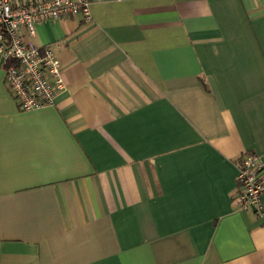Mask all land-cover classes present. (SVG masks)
Segmentation results:
<instances>
[{"label": "crops", "instance_id": "obj_1", "mask_svg": "<svg viewBox=\"0 0 264 264\" xmlns=\"http://www.w3.org/2000/svg\"><path fill=\"white\" fill-rule=\"evenodd\" d=\"M89 11L34 27L51 107L19 111L0 63V264H264V197L240 210L235 183L264 165V0Z\"/></svg>", "mask_w": 264, "mask_h": 264}, {"label": "built area", "instance_id": "obj_2", "mask_svg": "<svg viewBox=\"0 0 264 264\" xmlns=\"http://www.w3.org/2000/svg\"><path fill=\"white\" fill-rule=\"evenodd\" d=\"M67 17L90 23L89 0H34L21 5L0 0L3 87L19 111L51 107L63 91L65 85L58 61L48 48L36 46L32 38L38 23ZM235 183L237 208L262 215L264 165L257 155L247 152L239 158Z\"/></svg>", "mask_w": 264, "mask_h": 264}]
</instances>
